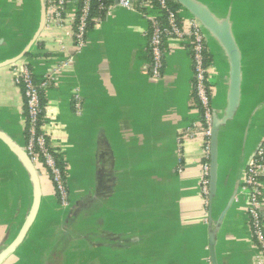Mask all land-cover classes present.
Here are the masks:
<instances>
[{"label":"crops","instance_id":"0c3cea01","mask_svg":"<svg viewBox=\"0 0 264 264\" xmlns=\"http://www.w3.org/2000/svg\"><path fill=\"white\" fill-rule=\"evenodd\" d=\"M170 1L182 20L193 17ZM192 1L227 23L241 66L239 103L228 115L229 58L198 21L215 67L217 180L209 212L200 193L202 138L178 144L198 119L187 44L168 40L162 76L153 80L141 14L114 8L87 29L76 53L64 29L45 32L46 0H0V253L16 245L6 264H211L210 245L216 264H255L242 179L264 141V0ZM67 57L44 95L42 127L68 170L70 205L62 213L53 187L37 182L22 159L25 101L11 64L29 59L38 77ZM260 212L264 218V206Z\"/></svg>","mask_w":264,"mask_h":264},{"label":"built area","instance_id":"2783aa9c","mask_svg":"<svg viewBox=\"0 0 264 264\" xmlns=\"http://www.w3.org/2000/svg\"><path fill=\"white\" fill-rule=\"evenodd\" d=\"M116 7L139 13L148 21L146 38L151 79L158 80L162 76L166 55L165 45L168 40L176 39L188 46L192 66V97L198 119L184 131L178 144L182 148V140L188 136L199 135L202 138L203 162L200 193L204 208L209 212L211 203L209 147L213 123L214 86L212 83L215 67L208 58L207 41L198 21L193 17L182 20L179 11L171 9L169 0H46L45 32L52 27L64 29L71 39L75 52L79 53L84 47L87 29L92 25H99L102 17ZM56 42L60 47L62 46V51L66 49L61 41ZM67 58L55 63L46 73L38 77L26 58L11 64L13 82L21 89L25 101V154L38 179L45 178L53 187L57 202L62 209H67L69 206L68 170L63 163L65 160L62 153L52 145L49 135L42 127L47 122L44 113V95L66 69L70 61V58ZM72 107L74 113L80 115L82 99L78 90L73 95ZM263 181L264 141L250 160L242 179L247 230L257 250L255 264H264V218L260 212L264 206Z\"/></svg>","mask_w":264,"mask_h":264},{"label":"water","instance_id":"95a60500","mask_svg":"<svg viewBox=\"0 0 264 264\" xmlns=\"http://www.w3.org/2000/svg\"><path fill=\"white\" fill-rule=\"evenodd\" d=\"M183 8L190 12V14L199 21L204 28H206L222 45L230 62L229 70V97L227 102V114H231L235 111L240 97V56L237 47L230 35L228 25L226 22L219 23L216 21L210 13L199 6L192 0H175ZM217 126L218 121L213 117V123L210 135V147H209V193L212 198L215 192L216 180H217ZM27 169L37 177L35 170L29 162L25 153L22 154ZM38 177L35 179L38 182ZM211 202V199H210ZM16 245H12L7 251L0 255V263L13 251ZM210 261L211 264H216V258L214 254L213 246L210 245Z\"/></svg>","mask_w":264,"mask_h":264},{"label":"rangeland","instance_id":"374dc122","mask_svg":"<svg viewBox=\"0 0 264 264\" xmlns=\"http://www.w3.org/2000/svg\"><path fill=\"white\" fill-rule=\"evenodd\" d=\"M27 61H28V63H30V60H29V59H27ZM214 80H215V78H214ZM251 104H252V102H250V105H251ZM251 106L253 107L252 110H253L255 107H257V106H256V103L252 104ZM248 109H249V108H248ZM248 112H249V110H246V111H245V110H242V111H241V115H247ZM251 112H252V111H251ZM261 112H264V108H263V110H261ZM259 115H260V114H258V115L256 116L258 120L255 119V120H254L255 123L253 122V123H254V128H256L258 124H259V126H261V122H260V120H262V119H261V117H260ZM251 133H253V131H252ZM178 154H179V152H178ZM70 173H71V172H70ZM70 175H71V174H70ZM68 185H69V179H68ZM69 189H70V193H71V190H72V186H71V185L69 186ZM54 194H55V192H54ZM71 194H72V193H71ZM55 197H56V194H55ZM69 198H70V195H69ZM56 199H57V197H56ZM57 200H58V199H57ZM59 208H60V210H62V211H61L62 213L64 212V210H66V209H62L61 207H59ZM79 218H80V220L83 219V218H84V215H83V216H80ZM82 222H83V221H82ZM92 223H95V222H92ZM80 227H81V228H84L85 226L83 225V226H80ZM94 228H95V227H94ZM69 232H70L71 235H73V234H72V231H71L70 229H69ZM80 235H81V234H80ZM81 236L84 237V238L86 239V236H85V235L82 234ZM89 236H92V238L95 237L94 235L87 234V237H89ZM94 240L97 241L98 239H97V238H94ZM100 240H101V239H100ZM94 245H95V244H94ZM70 246H71V248H72V247H77V249H78L79 251H82V250L79 249V247H81L80 245H79V246H78V245H76V246H74V245H70ZM98 246H99V245H98ZM108 246H109V247H114V246L116 247L117 245H116V244H115V245L110 244V245H108ZM69 249H70V248H69ZM4 250H5V249H4ZM6 251H7V250H6ZM83 252H84V251H83ZM1 253H2V252H1ZM1 253H0V255H1ZM6 259H7V258H5L0 264H6V262H5ZM4 262H5V263H4ZM90 264H98V263L96 262V260H94V261H93L92 263H90Z\"/></svg>","mask_w":264,"mask_h":264},{"label":"trees","instance_id":"16d2710c","mask_svg":"<svg viewBox=\"0 0 264 264\" xmlns=\"http://www.w3.org/2000/svg\"><path fill=\"white\" fill-rule=\"evenodd\" d=\"M169 5H170L171 9L174 10V11H179V9H180V7H179L178 4L173 3V2L170 1V0H169ZM24 137H25V134H24ZM24 141H25V139H24ZM69 205H70V198H69ZM68 208H69V206L67 207V209H68ZM71 215H72V212H71ZM66 217H67V220H68V219H71V217H69V216H66ZM72 217H73V215H72ZM74 219H76V218H74Z\"/></svg>","mask_w":264,"mask_h":264}]
</instances>
